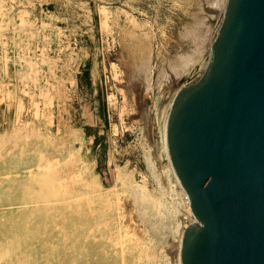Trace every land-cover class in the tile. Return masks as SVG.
I'll use <instances>...</instances> for the list:
<instances>
[{"label": "rangeland", "instance_id": "374dc122", "mask_svg": "<svg viewBox=\"0 0 264 264\" xmlns=\"http://www.w3.org/2000/svg\"><path fill=\"white\" fill-rule=\"evenodd\" d=\"M225 1L0 0V217L44 220L24 231L46 248L33 264H176L192 218L159 108L211 51ZM123 173L153 201L149 218ZM54 174L81 211L53 198Z\"/></svg>", "mask_w": 264, "mask_h": 264}, {"label": "water", "instance_id": "95a60500", "mask_svg": "<svg viewBox=\"0 0 264 264\" xmlns=\"http://www.w3.org/2000/svg\"><path fill=\"white\" fill-rule=\"evenodd\" d=\"M212 49L158 124L197 223L182 264H264V0H226Z\"/></svg>", "mask_w": 264, "mask_h": 264}, {"label": "bare ground", "instance_id": "6f19581e", "mask_svg": "<svg viewBox=\"0 0 264 264\" xmlns=\"http://www.w3.org/2000/svg\"><path fill=\"white\" fill-rule=\"evenodd\" d=\"M220 20V19H219ZM217 30V29H216ZM214 39V38H213ZM213 41L212 40V44H213ZM188 81V80H187ZM185 81V82H187ZM30 130V129H29ZM1 137V136H0ZM164 148H165V145H164ZM165 151H166V148H165ZM166 154H167V158H168V161H169V169L172 171L175 179H176V182L179 184V186L181 187V191H182V195L184 196V199H186V212L191 216V220L192 221H188L186 223H184L182 225V229L180 230V233H179V239L182 243V239H183V236H184V233L187 229V227L192 224V223H197V219L195 217V214H194V211L192 209V205H191V198H190V195L188 193V191L186 190L184 184L182 183L181 179L179 178L173 164L171 163L170 161V158L168 156V153L166 151ZM48 158V157H47ZM44 172L47 170L43 169ZM50 171V170H49ZM53 171V170H52ZM169 171V170H168ZM167 171V172H168ZM42 172V171H41ZM50 173V172H49ZM55 175V178L53 179L54 181V184H51L50 182L48 181H52V179H49L47 182L49 184H51V186L49 185V191L51 190L53 192V190H55L56 192V189L58 191L59 194H56L54 195L55 197H53L54 199H58L57 202H62L64 204H66L67 206H69V208L71 207H77V211H81L82 209V206L79 202V200L81 199L80 197L83 196V194H70V190L68 189L67 185H66V181L64 180H61L59 178H57L56 174ZM53 175V177H54ZM35 176V175H34ZM41 176V175H39ZM49 176V175H47ZM37 177V176H36ZM41 178V177H40ZM52 178V177H51ZM40 180V179H39ZM42 181V180H40ZM121 181H122V190L124 191V193L132 198L137 207H138V210L140 212V214L142 215V217H144L145 219L149 218V216H151L153 214V209H154V203L152 200L149 199L148 195L141 189L139 188L140 186L137 185L133 180L132 178L128 175V174H121ZM30 185V184H29ZM28 185V186H29ZM48 185V184H47ZM27 186V187H28ZM31 186V185H30ZM29 186V187H30ZM41 186L42 185V182H41ZM26 187V188H27ZM94 187V186H93ZM39 188V187H38ZM30 189V197H33V195H36L38 194V189L36 187L33 186V188H29ZM28 189V190H29ZM40 189H43L40 187ZM39 189V190H40ZM45 189V188H44ZM43 189V190H44ZM43 190L41 191V193L43 192ZM27 191V190H26ZM48 191V192H49ZM27 192V194L29 193ZM50 192V194L52 193ZM54 194V193H52ZM86 195V194H84ZM45 195H43L44 197ZM47 198L44 199L42 197V199H44V202L46 201H49L50 200L52 201V199H50V196L49 195H46ZM29 197V196H28ZM40 197V195H39ZM35 201L37 200L35 197H34ZM41 199V197H40ZM182 199V198H181ZM22 200H24L22 198ZM56 201V200H55ZM25 202V201H24ZM38 202V201H36ZM41 202V201H40ZM54 202V201H53ZM21 203V202H20ZM29 203V201L27 202ZM52 203V202H51ZM61 203V204H62ZM159 203V202H158ZM25 204V203H24ZM44 204V203H42ZM47 204V203H46ZM56 205V202L54 203ZM19 205V204H18ZM37 205V204H35ZM34 205V206H35ZM60 206V204H58ZM56 205V206H58ZM65 205V206H66ZM160 205V204H159ZM20 206V205H19ZM22 207L24 205H21ZM31 206V205H30ZM39 206V205H38ZM58 206V207H59ZM66 206V208L64 210H68V207ZM71 206V207H70ZM18 207V206H17ZM26 207V206H25ZM29 207V206H28ZM45 207V206H43ZM52 207V206H50ZM175 207V206H174ZM39 208V207H38ZM33 208H31L30 210H32ZM44 209V208H43ZM46 209V208H45ZM44 209V210H45ZM61 210V209H60ZM71 210V209H70ZM49 211V210H48ZM54 211V210H53ZM158 211V210H157ZM43 212V211H42ZM51 209H50V213H51ZM66 212V211H65ZM68 212V211H67ZM70 212V211H69ZM184 212V211H183ZM182 212V213H183ZM33 213V212H32ZM53 213V212H52ZM63 213V212H62ZM14 214V213H13ZM39 214V213H38ZM42 214V213H41ZM49 214V213H48ZM57 214V213H56ZM163 214V213H162ZM186 214V213H183V215ZM8 215V214H7ZM33 215V214H32ZM28 216V215H22V216H18V217H14V218H10L12 216H10L9 218H1L0 217V264H28L26 263L27 260L29 261L30 260V263L29 264H33V257L34 256H39L41 255V260L39 259V262L42 261L44 262V258L42 257V252L39 251V249H46V248H43L41 246L42 242L39 243V241H37L36 243V247H38L39 249L37 248H31L30 246L33 245V241H25L24 243H22L23 240L25 239H28V237L26 236V234L24 233V231L26 230V233L28 235H32L34 232V229L37 228V230H40L42 229L43 227L41 226V223H43L42 221V218L39 219V217L37 218L34 217V216ZM47 215V214H45ZM179 215V214H178ZM182 215V216H183ZM14 216V215H13ZM53 216V215H52ZM58 216H59V213H58ZM58 216L56 215V218H58ZM64 216V214H63ZM6 217V216H5ZM8 217V216H7ZM44 217V215H43ZM45 218V217H44ZM188 218V217H187ZM190 220V219H189ZM56 221V220H55ZM63 221V219H62ZM53 222V221H52ZM55 223V222H54ZM63 222H61L62 224ZM49 225V224H47ZM99 225V224H98ZM44 227H47V226H44ZM58 229L59 226H56ZM55 229V228H54ZM120 230V229H119ZM65 232V231H64ZM63 232V233H64ZM74 232V230H73ZM72 232V233H73ZM51 234V233H49ZM127 234V233H125ZM124 234V236H125ZM44 235V233L42 234ZM109 235V233H108ZM102 236V235H101ZM65 237V235H64ZM55 238V237H54ZM175 238V237H174ZM108 239V238H107ZM121 239V238H120ZM66 240V239H65ZM139 240V239H138ZM50 241V240H49ZM48 241V242H49ZM64 241V240H63ZM116 244V243H115ZM23 245V246H22ZM47 245V243L45 244ZM33 247V246H32ZM55 248V246H54ZM124 252V251H123ZM9 254V255H8ZM123 254V253H122ZM123 257V256H122ZM170 257V256H169ZM123 260V259H122ZM25 263H24V262ZM23 262V263H22ZM37 262V263H39ZM172 262V261H171ZM35 263V262H34ZM36 264V263H35ZM41 264V263H40ZM44 264V263H43ZM176 264H182L181 262V249H180V255H179V259L178 261L176 262Z\"/></svg>", "mask_w": 264, "mask_h": 264}]
</instances>
